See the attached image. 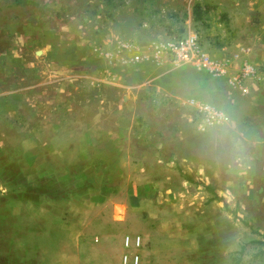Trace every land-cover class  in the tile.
Segmentation results:
<instances>
[{
  "label": "rangeland",
  "instance_id": "1",
  "mask_svg": "<svg viewBox=\"0 0 264 264\" xmlns=\"http://www.w3.org/2000/svg\"><path fill=\"white\" fill-rule=\"evenodd\" d=\"M29 1L0 0V264H264V0ZM193 35L206 63L165 49Z\"/></svg>",
  "mask_w": 264,
  "mask_h": 264
},
{
  "label": "clouds",
  "instance_id": "2",
  "mask_svg": "<svg viewBox=\"0 0 264 264\" xmlns=\"http://www.w3.org/2000/svg\"><path fill=\"white\" fill-rule=\"evenodd\" d=\"M190 122L200 137L205 154L226 169L243 168L244 148L235 135L236 125L226 110L215 103L195 98L186 101Z\"/></svg>",
  "mask_w": 264,
  "mask_h": 264
},
{
  "label": "built area",
  "instance_id": "3",
  "mask_svg": "<svg viewBox=\"0 0 264 264\" xmlns=\"http://www.w3.org/2000/svg\"><path fill=\"white\" fill-rule=\"evenodd\" d=\"M165 49L172 52L177 60L181 62H191L194 59H199V62L206 63L208 60V56L198 46L196 35L175 39ZM124 244L126 247L139 248L142 245V240L139 236L126 237ZM124 260L125 262L129 261L131 264H138L139 256L135 254L129 259L126 256Z\"/></svg>",
  "mask_w": 264,
  "mask_h": 264
},
{
  "label": "trees",
  "instance_id": "4",
  "mask_svg": "<svg viewBox=\"0 0 264 264\" xmlns=\"http://www.w3.org/2000/svg\"><path fill=\"white\" fill-rule=\"evenodd\" d=\"M14 4L16 5H22V6H25V5H28L30 3L29 0H13ZM199 11V6H195V9H194V12H197ZM196 16L198 17V15L196 14Z\"/></svg>",
  "mask_w": 264,
  "mask_h": 264
}]
</instances>
